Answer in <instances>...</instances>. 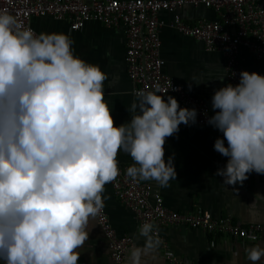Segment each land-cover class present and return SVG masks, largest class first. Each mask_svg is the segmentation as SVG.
Instances as JSON below:
<instances>
[{"label": "clouds", "instance_id": "clouds-1", "mask_svg": "<svg viewBox=\"0 0 264 264\" xmlns=\"http://www.w3.org/2000/svg\"><path fill=\"white\" fill-rule=\"evenodd\" d=\"M72 45L63 33L22 29L0 10L3 264H78L77 250L104 207L105 185L120 174L118 151L134 162L125 173L133 181L168 187L177 174L172 157L165 160V141L181 124L196 123L194 108L172 96L165 100L157 85L136 90L130 122L114 126L104 99L106 74L74 55ZM211 107L206 122L223 134L213 147L227 158L216 172L223 184L264 174V76L241 71L237 84L214 90ZM158 231L152 222L139 226L144 244L130 249L127 264H143L159 248ZM245 252L253 264L264 257L260 244Z\"/></svg>", "mask_w": 264, "mask_h": 264}, {"label": "crops", "instance_id": "crops-1", "mask_svg": "<svg viewBox=\"0 0 264 264\" xmlns=\"http://www.w3.org/2000/svg\"><path fill=\"white\" fill-rule=\"evenodd\" d=\"M174 13L187 23L199 18L212 19L211 9L188 4L174 11H160L163 21L158 30L159 55L163 59L162 71L193 94L204 99L209 107L210 117L214 115L211 97L214 90L227 84L223 72V56L218 50H208L202 42L186 36L171 26ZM32 28L40 33H63L73 40L74 55L84 61L98 65L106 74L104 99L111 109L114 126L130 122L128 112L136 99L126 75L124 36L120 29L107 27L95 21H87L82 27L70 30L64 20L48 15L30 17ZM239 61L243 71L258 73V63L252 53L244 48L239 50ZM224 80H217L223 77ZM181 107L183 105L175 95ZM218 138L217 129L209 124H181L175 135L168 137L164 144L165 160L173 159L176 179L168 187H161L154 180H148L152 190L160 194L163 205L176 211L199 208L212 216L230 215L240 222L264 224V174L251 172L243 184L224 185L223 177L217 176V169L223 168L227 158L214 150ZM118 161L126 166L134 162L131 157L118 151ZM103 210L107 221L117 236L128 235L132 243L124 262L127 264L130 249L143 246L144 238L139 237L138 226L133 214L113 195L111 187L105 185ZM89 239L77 251L79 260L87 263H104L109 260L107 238L95 222L90 223ZM158 233L168 243L176 256L186 259V264H253L247 259L245 249L260 244L264 247V233L254 242L229 238L208 233L198 228L160 226ZM143 264H167L161 256L160 247L142 258ZM256 264H264V257Z\"/></svg>", "mask_w": 264, "mask_h": 264}, {"label": "built area", "instance_id": "built-area-1", "mask_svg": "<svg viewBox=\"0 0 264 264\" xmlns=\"http://www.w3.org/2000/svg\"><path fill=\"white\" fill-rule=\"evenodd\" d=\"M185 4L209 8L215 18H199L187 23L174 13L171 26L183 35L200 40L206 49L221 52L227 84L239 82V73L243 71L239 61L241 48L253 54L258 74L264 76V0H0V10L6 9L22 29L31 28L35 34L39 33L32 28L30 17L44 15L66 21L70 30L79 29L87 21L120 29L124 36L123 60L132 93L154 90L159 85L161 95L173 94L187 108L196 110L195 124H207L210 115L204 99L167 76L162 71L163 59L159 55L158 30L163 23L159 12H172ZM217 136L223 138L218 130ZM117 162L120 174L109 185L113 195L133 214L138 227L152 222L157 227L198 228L247 242L256 241L264 233L263 223H243L230 215L212 216L199 208L169 209L163 205L160 194L152 190L149 181H133L125 174L126 166L118 159ZM95 222L107 238L109 260L104 263L79 260L78 264H125L131 238L115 234L103 209ZM158 236L162 241L161 256L167 264L187 263L186 259L175 255L159 233Z\"/></svg>", "mask_w": 264, "mask_h": 264}]
</instances>
